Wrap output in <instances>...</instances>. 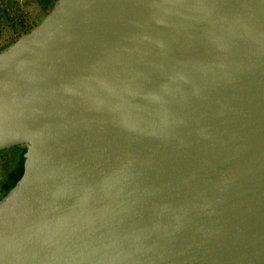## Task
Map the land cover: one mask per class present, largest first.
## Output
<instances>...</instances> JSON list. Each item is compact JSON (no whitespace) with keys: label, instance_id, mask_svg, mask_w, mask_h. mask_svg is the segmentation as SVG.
Segmentation results:
<instances>
[{"label":"water","instance_id":"1","mask_svg":"<svg viewBox=\"0 0 264 264\" xmlns=\"http://www.w3.org/2000/svg\"><path fill=\"white\" fill-rule=\"evenodd\" d=\"M0 264H264V0H57L0 52Z\"/></svg>","mask_w":264,"mask_h":264},{"label":"rangeland","instance_id":"2","mask_svg":"<svg viewBox=\"0 0 264 264\" xmlns=\"http://www.w3.org/2000/svg\"><path fill=\"white\" fill-rule=\"evenodd\" d=\"M40 0H27L22 5L19 0H0V45L4 46L15 39L25 28L34 25L43 18ZM7 9L10 10L12 16H9ZM2 48V47H1ZM0 48V49H1ZM15 147L11 148L14 149ZM10 149L0 151V164L6 159L12 163L15 161L16 153ZM4 152V153H2ZM3 176L0 172V181ZM2 191L0 189V197Z\"/></svg>","mask_w":264,"mask_h":264},{"label":"trees","instance_id":"3","mask_svg":"<svg viewBox=\"0 0 264 264\" xmlns=\"http://www.w3.org/2000/svg\"><path fill=\"white\" fill-rule=\"evenodd\" d=\"M57 0H40V6L42 8V15L43 18L52 10ZM42 18V19H43ZM40 20V22L42 21ZM38 22V23H40ZM38 23L28 26L21 32L15 39H13L11 42H9L7 45H5L3 48L0 49V52L5 49L7 46L12 44L14 41H16L20 36L23 34L29 32L32 28H34ZM24 155H21V162L18 166V168L14 169L13 167L10 168L9 173L6 175V181L3 184L2 187L5 188V194L8 192L10 188L16 185V183L21 179L23 172H24Z\"/></svg>","mask_w":264,"mask_h":264},{"label":"flooded vegetation","instance_id":"4","mask_svg":"<svg viewBox=\"0 0 264 264\" xmlns=\"http://www.w3.org/2000/svg\"><path fill=\"white\" fill-rule=\"evenodd\" d=\"M11 150L15 151V153H16V157H15V161H14V166H13V168L16 169V168H18V166H19V164L21 162V155L23 153H25L26 150L25 149H22V148H19V147H15L14 149H11L10 148V150H8V151H11ZM2 153H4V152H2ZM0 189L2 191V195H1L0 198H3L7 193L5 194V188L4 187H1Z\"/></svg>","mask_w":264,"mask_h":264},{"label":"crops","instance_id":"5","mask_svg":"<svg viewBox=\"0 0 264 264\" xmlns=\"http://www.w3.org/2000/svg\"><path fill=\"white\" fill-rule=\"evenodd\" d=\"M8 161L6 159L4 162H2V164H0V172H1L2 176H3L2 181H0V188L5 183V181H6V175L9 173L10 168L14 166V162L12 164V163H10Z\"/></svg>","mask_w":264,"mask_h":264},{"label":"built area","instance_id":"6","mask_svg":"<svg viewBox=\"0 0 264 264\" xmlns=\"http://www.w3.org/2000/svg\"><path fill=\"white\" fill-rule=\"evenodd\" d=\"M19 2H20V4L24 5V4L27 2V0H19ZM7 12H8V14H9V16H12V13L10 12L9 9H7ZM0 24H1V18H0ZM4 46H5V45H4ZM4 46H1V45H0V48H1V47L3 48Z\"/></svg>","mask_w":264,"mask_h":264}]
</instances>
